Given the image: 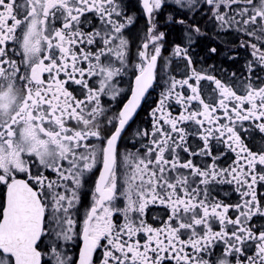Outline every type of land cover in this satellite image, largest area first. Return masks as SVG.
I'll use <instances>...</instances> for the list:
<instances>
[{
	"label": "snow or ice",
	"instance_id": "6c2138e0",
	"mask_svg": "<svg viewBox=\"0 0 264 264\" xmlns=\"http://www.w3.org/2000/svg\"><path fill=\"white\" fill-rule=\"evenodd\" d=\"M0 264H264V0H0Z\"/></svg>",
	"mask_w": 264,
	"mask_h": 264
}]
</instances>
